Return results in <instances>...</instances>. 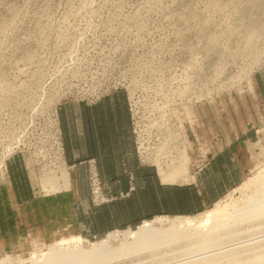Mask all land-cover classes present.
I'll list each match as a JSON object with an SVG mask.
<instances>
[{
	"label": "rangeland",
	"instance_id": "rangeland-1",
	"mask_svg": "<svg viewBox=\"0 0 264 264\" xmlns=\"http://www.w3.org/2000/svg\"><path fill=\"white\" fill-rule=\"evenodd\" d=\"M263 91L264 0H0V179L18 154L30 163L39 188L46 172L68 171L65 152L62 163L47 160L38 166L27 150L34 126L54 110L59 114L64 102L94 103L123 93L135 145V119L145 132L153 128V135L160 137L145 145L148 156L137 152L140 162L162 177L161 169L168 171L185 151L188 165L177 179L191 173L196 152L204 154L203 117H216L222 110L235 118L247 113L256 119L258 130L252 171L211 206L165 215L198 216L245 198L242 185L264 166ZM18 144L25 148L15 151ZM157 216L162 215L146 220ZM142 223L118 229H138ZM108 233L83 236L85 247ZM123 240L118 237L109 244L118 247ZM54 241L3 251L0 258L9 255L11 264H32L20 259L47 251Z\"/></svg>",
	"mask_w": 264,
	"mask_h": 264
},
{
	"label": "crops",
	"instance_id": "crops-1",
	"mask_svg": "<svg viewBox=\"0 0 264 264\" xmlns=\"http://www.w3.org/2000/svg\"><path fill=\"white\" fill-rule=\"evenodd\" d=\"M225 113L203 117L204 154L196 152L187 176L166 182L137 156L123 93L94 103H62L59 120L69 186L46 193L35 185L26 157L13 156L0 179V253L68 234L101 236L154 215L211 206L255 166L256 119L247 113L236 118ZM94 170L101 182L99 197L92 191Z\"/></svg>",
	"mask_w": 264,
	"mask_h": 264
},
{
	"label": "bare ground",
	"instance_id": "bare-ground-1",
	"mask_svg": "<svg viewBox=\"0 0 264 264\" xmlns=\"http://www.w3.org/2000/svg\"><path fill=\"white\" fill-rule=\"evenodd\" d=\"M184 153L181 160L176 158L178 162H169L168 171L161 166L164 181L178 180L179 172L188 165ZM46 173L42 185L47 193L69 186L67 170L58 175ZM242 188L246 191L242 200L226 201L198 216H157L144 220L138 229L113 230L91 248L85 247L88 240L82 235H71L54 241L47 251L36 250L20 260L32 264H264V166ZM118 237L124 238L122 244L112 247L110 240ZM10 257L0 258V264H11Z\"/></svg>",
	"mask_w": 264,
	"mask_h": 264
},
{
	"label": "built area",
	"instance_id": "built-area-1",
	"mask_svg": "<svg viewBox=\"0 0 264 264\" xmlns=\"http://www.w3.org/2000/svg\"><path fill=\"white\" fill-rule=\"evenodd\" d=\"M132 106L136 107L135 101H133ZM135 120L136 125L134 133L137 137L136 149L137 152L141 154L144 158V155L146 157L149 154V149L147 150L145 145H150V143L154 144L158 141V137H155L153 135V128H150V132L152 134H149L145 132L146 129L142 128L140 120ZM32 135L33 137L32 140H30V145L27 150L32 151L36 165L41 166L43 165V162L47 160L52 163L56 161L62 163L63 155L65 152V146L60 126L59 114L57 110H54L49 118H45L43 124H36L32 129ZM138 140H140V142ZM23 147L25 148V145H23ZM22 148L19 144L13 147L15 151L21 150ZM2 168L4 169L3 164L0 167V171L2 170ZM91 182L93 193L95 194V196L99 197L101 191V182L98 173L95 170L92 172Z\"/></svg>",
	"mask_w": 264,
	"mask_h": 264
}]
</instances>
